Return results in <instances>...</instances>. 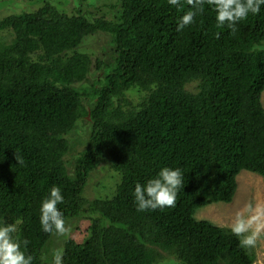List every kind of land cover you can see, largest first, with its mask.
<instances>
[{
  "label": "trees",
  "instance_id": "16d2710c",
  "mask_svg": "<svg viewBox=\"0 0 264 264\" xmlns=\"http://www.w3.org/2000/svg\"><path fill=\"white\" fill-rule=\"evenodd\" d=\"M189 7L78 0L65 13L44 0L0 18V224L16 225L33 264H54L40 224L53 186L66 221H89L80 241L63 239V264H154L163 252L179 264H253L233 227L194 214L230 202L240 171L264 179V6L235 34L207 5L177 31ZM100 32L107 51L81 49ZM78 122L89 133L74 152ZM104 161L114 191L87 202L86 179ZM164 167L183 173L175 207L137 211L136 184Z\"/></svg>",
  "mask_w": 264,
  "mask_h": 264
},
{
  "label": "rangeland",
  "instance_id": "374dc122",
  "mask_svg": "<svg viewBox=\"0 0 264 264\" xmlns=\"http://www.w3.org/2000/svg\"><path fill=\"white\" fill-rule=\"evenodd\" d=\"M44 0H0V18L21 11H32L37 8ZM54 4L59 10L65 13L72 11V8L78 3V0H47ZM114 0H83V3H92L102 5L111 3ZM108 11L109 9L106 8ZM112 13L109 14V16ZM109 36L105 33H97L89 38L85 45L81 48L84 50L93 51L95 54H102L103 51L109 49ZM187 87L194 88V84L190 83ZM264 92V90L262 91ZM133 100L138 98V94H133ZM260 100L264 109V96H260ZM73 131V130H72ZM89 133V127L84 123L78 122L76 130L69 135L73 142L74 152L83 148L84 143ZM68 137V136H67ZM117 181V173L108 165L107 161L99 163L89 173L83 190L82 197L88 202L94 198H103L110 196L115 188ZM236 190L230 202H217L206 205L196 210L194 216L197 219H207L212 223L222 227H233L237 213H241L248 221L250 228L249 234L252 231H259L260 237L257 240L256 246L248 248L254 253L253 264H264V179L255 173L242 170L236 176ZM85 204L84 207L87 206ZM249 205L251 208L249 209ZM71 228L68 236L52 235L45 249L42 251L43 259L52 251H57L61 248L65 237H72L80 241L86 233L89 224L84 213L76 217H72L66 221ZM162 257L154 264H179L175 261L173 255L166 252L162 253ZM174 258V259H173Z\"/></svg>",
  "mask_w": 264,
  "mask_h": 264
},
{
  "label": "clouds",
  "instance_id": "9594fccd",
  "mask_svg": "<svg viewBox=\"0 0 264 264\" xmlns=\"http://www.w3.org/2000/svg\"><path fill=\"white\" fill-rule=\"evenodd\" d=\"M168 3L177 9H182L184 3L189 7L180 18L177 31L183 30L195 23L196 18L203 15L205 5L216 12L217 25L227 26L232 34L237 31V24L246 20L249 14H259L264 0H168ZM264 96V92L261 93ZM15 158L19 166L24 165V159L18 154ZM184 188L183 173L179 168H162L155 178L146 183H137L134 189V198L137 211L164 209L175 207L177 195ZM65 203V198L58 186H53L50 194L40 207V224L45 233L58 236H68L71 228L66 223L63 212L58 207ZM249 209L251 205L248 206ZM250 225L241 213H237L233 233L240 237L241 246L252 248L256 246L260 237L259 231L249 234ZM17 232L15 224H0V264H33L34 257L26 255L21 248V241L14 234ZM27 246L28 241H23ZM54 264H63V251L54 253Z\"/></svg>",
  "mask_w": 264,
  "mask_h": 264
}]
</instances>
